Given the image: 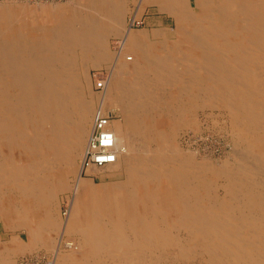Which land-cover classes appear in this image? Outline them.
<instances>
[{
    "label": "bare ground",
    "instance_id": "bare-ground-1",
    "mask_svg": "<svg viewBox=\"0 0 264 264\" xmlns=\"http://www.w3.org/2000/svg\"><path fill=\"white\" fill-rule=\"evenodd\" d=\"M93 2L92 16L63 8L29 29V20L18 19L25 12L0 6V217L27 231L31 242L10 240L12 246L0 249V264L13 262L5 253L37 244L55 250L53 233L66 228L85 246L80 257L61 255L59 264H154L169 257L170 247L180 258L208 255V264H264V0H136L131 25L135 18L141 23L140 9L149 2L174 18V27L154 28L156 44L150 35H131L129 25L123 30L126 0ZM111 32L121 38L117 63L127 76L113 85V97L126 115L152 116L159 106L154 91L172 83L175 95L164 110L170 124L173 116L186 123L203 103L224 107L248 147L238 151L235 182L224 184L220 197L218 173L171 144L167 122L145 117L140 129L123 130L112 121L118 154L109 165L124 159L125 178L115 189L84 183L64 227L53 215L54 201L80 157L82 173L94 127L77 71L110 59ZM175 229L186 232L185 242Z\"/></svg>",
    "mask_w": 264,
    "mask_h": 264
},
{
    "label": "rangeland",
    "instance_id": "rangeland-1",
    "mask_svg": "<svg viewBox=\"0 0 264 264\" xmlns=\"http://www.w3.org/2000/svg\"><path fill=\"white\" fill-rule=\"evenodd\" d=\"M94 3L95 2H93V0H0V6L13 7V8L16 7V8H19L22 12L26 13L25 15H20V17H18V19L22 18L23 20H26V21L29 20L28 24L30 26L28 24L25 26L26 21L24 22L25 29L31 28V25L32 23L34 24L35 20H48L49 21V19H51L52 15L55 12H57V10L63 9V8L69 9L71 12H73L75 17L83 13L85 15L88 14L89 16H92L95 13L93 9ZM125 3L128 6V12L126 14L125 26L123 25L124 26L123 30H125V28L128 27L127 25H129L130 26L129 32L131 35H134L136 37L150 35L148 36L150 37L149 38L150 41L156 44V41L158 42V39L160 40V37L153 36L154 28L174 27V24H175L174 18L171 15H169L167 12L160 11L156 4H151L150 2L147 3L145 6H142L140 9L141 13L139 14H141V23H139L138 18L137 19L135 18L134 24L131 25L130 22H132V20L134 19V15L137 12L136 0H126ZM107 26L108 25L105 24L104 26L105 30H107L108 28ZM155 38L156 40H154ZM106 39H107L106 43H108L107 48H108V52L110 53L109 55L110 59L106 63L102 64L101 66L93 65L88 68L82 67L81 69H79V72L77 71L78 86L80 88V96L83 97L87 102H89L93 108L92 114H91L92 115L91 128L96 118V113L98 114L101 112L103 114H112L113 121L115 123L121 124L123 130H127L129 126L131 129L134 127L137 129H140L141 122H143V118L145 117L150 119L149 123H152V122L154 123L157 118L164 120L160 122H163L161 123V125H165V122H167L166 130L172 136V141L174 140L173 142H171V144H177L176 146H179L178 148L182 152H185L186 154H188L195 164L198 163L197 165H201L203 163L204 167L205 166L209 167V165L211 164L210 168H213L215 170L214 172L218 173V179L217 177H214L215 179L214 181H215V184L219 185L218 186L219 196L223 197V194H224L223 185L226 183H230V182L234 184L235 182L234 174H236V171L238 170V167H239V163L241 162L239 159L238 151L244 150L248 147L247 143L244 144V142L238 138V134L236 136V133H234L232 118L229 116L228 110L225 109L224 107H218V109L214 108L215 110H213L211 105L207 103L205 104L203 103L202 104L203 107L202 105H200L197 108H195L197 113L194 111L195 113L189 116L190 120L187 121L186 123L180 121L179 117L173 116L174 119L173 121L171 120L172 124H170V120L168 119L170 118V116L165 114L166 113L165 111L168 110L169 108L167 105L168 101L172 98L173 95H175L174 90L176 89L174 88L175 86H173L174 84L162 82V83H159L161 86H159L157 90L155 91L153 90L156 95V102L157 104H159V106H158V110L154 112L152 116L148 114L145 115L143 113L140 114L141 112L136 115L133 114V116L130 113L126 115L120 109V107H117L115 105L114 97H113L115 96L113 85L116 84V82H118L120 78H122L125 75L124 72H122L123 68L120 67V63H117L119 61L117 54L120 52V49H121V38L119 34H113L111 32L107 34ZM128 45L129 46H127V48L131 47L130 44ZM124 50H122V52H124ZM125 52L129 53L130 50L128 51L125 50ZM126 53H121V54H126ZM130 54H133V53H130ZM115 68L117 69L119 68L121 73L118 74ZM113 71L116 72L115 74L117 75L113 74ZM124 77L127 78L126 75ZM99 78H107L106 79V83H107L106 90H104V88L100 89L96 87V84ZM205 83L207 86H210V83L207 82V80L205 81ZM102 98H104L103 103H101ZM138 109L139 107L134 110L138 111ZM213 111L214 113L213 115H211V112ZM133 133L134 132L130 131V137L132 139L137 137L136 135H134L136 133L134 134ZM137 141L139 142V139H137ZM81 160H82V157L78 158L77 160L78 162H76V165L74 166V168L73 169L69 168L70 170L69 169L66 170V175H67L65 179L66 186L62 190H59L57 192L56 200L54 201V205H53L54 214L53 215L54 217L57 218L59 223L64 225V227H66L67 225V221H66L67 211L69 210L71 206V202L73 203L75 198L78 199V198L83 197L85 189L82 187V185H84V183L88 185H92L93 188H97L99 186H104V185H107V186L110 185L111 187L115 189L117 185L120 184L125 178L124 167H123L124 159H121V161L118 164L109 165L103 168L92 167L89 170L83 169L82 173L80 171ZM200 161H201V164H200ZM206 174L208 177L209 175L210 176L212 175L208 173ZM226 179L228 180L226 181ZM260 192L263 193L264 195L263 190H260ZM242 198L244 197L242 196ZM244 209L246 210L245 207ZM11 223L10 221L4 220L3 218L0 217V239L3 240V243L2 242L0 243V246H1L0 249L2 250V247H4V245L12 246L11 241H14L15 239H17L15 242H20L21 244H26L27 246H30L31 242L29 240V237L27 236V231L25 232L23 228L13 227L11 226L12 225ZM66 229L60 232L53 233L54 239L58 241L56 247L53 248L56 251L46 249L44 246H42V244H37L35 245L34 250L26 249L23 252H20L16 255H8L7 253L5 254L6 256H8L9 261H13L12 264H20L24 258L26 257L31 258L36 255H40V257H43V261L47 260L48 258L49 259L55 258L56 264H59L58 258L61 255L66 254V253L74 254L77 257H80L82 253V247L85 246L84 242L81 239V236L79 234L75 232H68ZM181 231H178L177 229H175L173 230V233L176 236L181 235L180 237L179 236L178 237L181 239L183 238L185 242V237L187 234L184 230H181ZM64 240L73 241L75 244V247L73 249H67L68 247L66 248L64 246V243H63ZM142 240H145V239H142ZM174 248L175 247H170L169 250H166L167 252L170 251L169 253H167L170 259H168L169 257L166 255L167 257L166 259L164 258L159 259L160 261H157L154 264H161V263L163 264H167V263L168 264L169 263L170 264H208L210 261L208 255L204 256L205 259L204 257L201 258L202 256H193V255L189 257H184V258H180V256L176 257L178 255L177 253L178 249L177 248L174 249ZM1 250H0V253H1ZM53 253L55 254L53 255ZM171 253L174 255H171ZM170 255L172 257L174 256V258H171ZM110 260L111 259H106V262L108 263L110 262ZM176 260L177 261L179 260V262H177Z\"/></svg>",
    "mask_w": 264,
    "mask_h": 264
},
{
    "label": "built area",
    "instance_id": "built-area-1",
    "mask_svg": "<svg viewBox=\"0 0 264 264\" xmlns=\"http://www.w3.org/2000/svg\"><path fill=\"white\" fill-rule=\"evenodd\" d=\"M107 78H99L97 88L103 89ZM112 114L98 113L94 120V127L89 138L86 155L84 158V169L92 166L104 167L117 160L116 136L111 128ZM45 256V255H44ZM51 259L43 261L40 255L24 258L22 264H49Z\"/></svg>",
    "mask_w": 264,
    "mask_h": 264
}]
</instances>
